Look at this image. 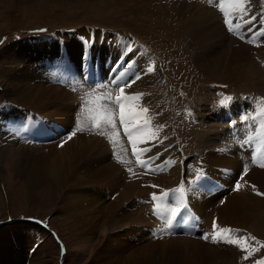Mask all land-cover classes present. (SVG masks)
<instances>
[{
  "label": "rangeland",
  "instance_id": "rangeland-1",
  "mask_svg": "<svg viewBox=\"0 0 264 264\" xmlns=\"http://www.w3.org/2000/svg\"><path fill=\"white\" fill-rule=\"evenodd\" d=\"M193 4L209 11L208 16L224 31L223 39L217 33L216 47H212L215 53L210 48L204 50L212 55L206 60L199 58L205 52L198 55V43L181 20L182 7ZM254 8L259 20L264 0H251L250 14ZM222 19L214 0H0V264H30L33 256H41L48 264H60V242L50 226L65 240L67 251L62 264H185L187 251L183 246L201 248V256L209 252L222 257L221 261L214 258L205 263L198 256V264H255L264 260V247L244 259L246 252L236 245L212 243L201 236V231L212 233L215 221L221 228L239 229L241 234L264 241V195L258 194L264 193V167L251 162L254 143L251 147L243 143L248 133L238 135L248 130L241 123V114H255L256 104L264 98V37H256L258 44L249 43L252 33L247 31L248 26L241 30L245 37L242 40L226 30ZM42 26L48 31L32 29ZM55 31L58 35L54 39L63 36L67 40L77 68L78 80L63 82L65 85L58 81L53 65L60 56L59 42L57 45L52 38L39 39L44 36L40 33ZM78 33L105 42L96 41L95 48L102 51L100 66L106 72L109 50L115 55L121 51L112 37L122 34L130 41L134 51L125 53L124 64H128L129 57L134 63L124 81L154 62V72L126 87L129 96L143 93V97L125 105L127 114L135 117L131 124L143 123L145 116L139 109H149L150 125L138 135L140 141L149 139L156 126L165 125L159 137L167 139L152 147L151 152L139 158L133 156L116 117L115 130L102 128L106 135L91 129L88 113L81 112V100L90 90L78 88L83 82L79 79L83 46L71 40ZM48 58L53 59L52 65H46ZM19 68H24L28 79L40 76L39 80L60 91L61 97L47 102L44 110L16 104L9 79L17 76ZM58 68L64 70L65 66ZM225 97L232 100L222 105ZM249 101L251 105L246 104ZM1 105L6 107L2 109ZM112 109L115 112V106ZM11 113L13 118L21 113L29 118L28 128L27 124L22 127L24 121L15 126H21V131L38 139L43 128L48 134L43 133L39 143H32L19 130L7 128L18 120L9 117ZM230 119L237 122L235 128ZM78 120L84 130L66 139ZM77 137L80 145L88 144L91 149L83 154L82 161L93 159L92 166L105 168L108 175L92 177L94 173L77 168L79 172L74 176L81 177L79 185L61 191L49 180L31 187L14 170L8 174L15 160L6 167L7 159L14 156L16 147L39 150L38 154L46 157L45 151ZM148 144L152 146V142ZM157 154L150 167L160 170L146 171L139 166L138 159ZM199 172L203 176L196 179ZM190 180L195 183L189 185ZM182 181L199 212L191 224L173 225L161 234L163 223L152 214L151 194L177 188ZM236 181L241 185L239 190H235ZM32 215L45 218L50 225ZM241 234L232 235L239 239ZM176 247L180 253L173 251Z\"/></svg>",
  "mask_w": 264,
  "mask_h": 264
},
{
  "label": "snow or ice",
  "instance_id": "snow-or-ice-1",
  "mask_svg": "<svg viewBox=\"0 0 264 264\" xmlns=\"http://www.w3.org/2000/svg\"><path fill=\"white\" fill-rule=\"evenodd\" d=\"M220 12L223 14L222 24L226 27L229 33L238 36L240 39H245L242 34V29L247 27V31L252 33V38L247 42L256 43V37H264V12L260 13V18L258 20L257 15L250 14V4L251 0H217ZM208 3H212V0H208ZM259 23L260 28L256 29V24ZM40 31H44L41 29ZM131 38H129L130 40ZM259 46V45H257ZM134 51L133 45L131 43L125 44L123 50L119 53V59L111 69L116 75L109 81L110 84L115 85L119 88V93L115 96L111 92H107L102 96H97L94 93L99 89L108 88V84H99L92 93H88L82 98L81 112H87V119L90 121L91 129L93 131L99 130L100 135H106L102 130L103 127H111L113 130L116 128L115 117L116 113L113 111L111 106L119 108V121L123 127L124 135L128 138L130 144L133 146V156L139 158L152 151V147L156 144H162L167 137L162 139L159 137V133L163 130L165 125H158L155 131L152 132L148 140L141 141L143 143L152 142L151 147L137 148L138 141L134 139L135 136L141 134L144 129L148 128L150 125V117H148L149 109L147 107H142L139 109V113L144 114L145 119L143 123L132 124L130 126V121L135 118L133 114L125 115V105L126 102L135 101L143 97V93H137L129 96L125 93V87H131L137 80L141 79L143 75L154 72L155 64L154 62L149 63V65L144 68L141 72L135 73L128 80H123V77L127 75V71L131 70L134 61L129 57L127 69L125 71H120L123 63L125 53H132ZM231 97H225L221 100V104H227L231 101ZM101 101H106L107 103H100ZM255 114L252 112L245 113L241 115V123L252 127L255 125V130L247 134V139L243 142L245 144H255L254 155L252 158L253 163L259 162L260 167H264V98H260L259 103L256 104L254 109ZM138 113V114H139ZM249 122H252L251 124ZM236 121H231V125L235 127ZM84 127L78 120L75 130L66 138L71 139L76 132L83 131ZM114 135H118V132H114ZM111 139V137H109ZM66 142V141H65ZM60 146H63L62 144ZM167 150V149H166ZM157 157L149 156L147 159H138L139 166L146 171H156L159 168H151L150 164ZM119 160V157H117ZM123 162V161H121ZM128 171L131 173L132 169L129 168ZM248 169L245 167L244 172L247 173ZM203 176L202 172H199L196 179H200ZM195 183L194 180L188 181V184ZM151 187L157 188V185H152ZM241 187L240 183L237 182L235 185V190H239ZM255 187V186H253ZM186 192L187 189L184 182L174 189L161 190L159 195L156 192L151 194V200L153 201L152 214L162 221L163 227L159 229L161 234H164L170 230L175 222L178 220H183L185 214L188 212V205L186 202ZM259 195H264V193H258ZM212 233L205 234L202 238L205 240L211 239L212 243H227L231 245H236L241 251L246 252L244 259H248L255 252L259 251L260 247H264V241L257 240L256 237L250 234H241L239 229L231 228H221L215 221L212 225ZM232 234H241L239 239L233 238ZM259 247H256V246ZM255 264H264V260L256 261Z\"/></svg>",
  "mask_w": 264,
  "mask_h": 264
},
{
  "label": "bare ground",
  "instance_id": "bare-ground-1",
  "mask_svg": "<svg viewBox=\"0 0 264 264\" xmlns=\"http://www.w3.org/2000/svg\"><path fill=\"white\" fill-rule=\"evenodd\" d=\"M214 1L216 3H218L217 0H214ZM181 5H183V4H181ZM218 9H219V7H218ZM255 10L256 9L254 8L252 14L256 15ZM208 14H210L209 11L203 10L197 4H193V5H189V6H183L181 9L180 15H181L182 23L184 24L188 33H190V35L193 37L194 41L198 43V47H199L198 55L200 52L209 51L208 48H210L211 52L215 53L216 51L213 50L212 47H214V48L216 47L217 33L218 32L221 33L222 39H223V35H224L223 29L221 30L219 27V24H216V21L213 18H211V16H208ZM106 34H107V32H106ZM51 38L55 42H57V45H58V42H59L58 39L56 40L51 36H47V37H43V38H39V39L40 40H49ZM112 38H113V42H118L119 39H121V38H117V37H112ZM112 38H110V40H112ZM73 39L77 40V42H79L81 44V46H83L82 43L79 41V39H76V37L71 38V40H73ZM193 39H192V42H193ZM122 40H125V39L122 38ZM36 41H34L33 43H35ZM208 41H211V43L208 44ZM30 42H32V41H29V43ZM125 43L127 44L128 42L125 40ZM51 45H53V44H51ZM196 49H197V46H196ZM82 51H83V49L81 50L80 55H82ZM108 53H109L111 58L112 57H114L116 59L119 58V55L117 57H115V51L109 50ZM208 53H209L208 55H207V52H205L206 55L205 54H203L202 56L199 55V58L206 60L208 57L212 56V55H210V52H208ZM105 59L106 58H104V60ZM19 61H22V60L20 59ZM201 62L203 63V61H201ZM204 63H206V62H204ZM23 69L24 68H19L17 76H16V74L11 75L10 79H9L10 81L8 80L11 83V85H13L12 86V89H13L12 93L14 95H12V96H15L17 98L16 104H19L20 106H22L23 108H26V109H30V108H33L35 106L34 108H37L39 110H44V107H45L47 102H49L51 100H55L58 97L59 98L61 97L60 91L58 92L57 90L46 86L45 83L43 84V81L39 80L40 76L32 75L28 79L26 76V71ZM5 93H6V91H5ZM9 96H10V94H9ZM104 103H106V101H104ZM76 108L79 110L78 106ZM9 117L13 118V113H11V115ZM9 117L6 119V117L4 116V120L9 121ZM22 117H26L24 113L15 114L13 119L17 120V119H21ZM116 118H117V116H116ZM30 120H32V119H30ZM227 120H229V119H227ZM19 123H20L19 121H16L15 123L13 122V127L18 125ZM25 124H27L26 128H28L29 124L27 123V121L26 122L24 121L22 123V127H24ZM20 127H18L17 129L20 130ZM7 128L12 130L11 126H9ZM232 128H235V127H232ZM245 129H246V127H245ZM248 130H250L249 127H248ZM35 133H36V136H38L40 134V131L37 130V131H35ZM244 133H247V131H245V132L242 131L238 135L240 136V135H243ZM67 142H68V140L62 144L63 146L57 145V147L55 149L45 151V154H47L46 157H41L38 154L39 150L28 151V149H26L25 147H22V145L16 147L17 149H15L16 151H15V154H13L14 156L11 155L10 159L8 156V159H7L8 164L6 165V167H8V165L10 164L12 159L15 160L14 165L13 164L11 165L12 171L10 170V172L8 174H13L15 171V173L18 176L22 177L27 182V185H29L31 187H37V186H39V184L49 180V181H52L55 184H57V186L59 187V189L61 191L65 187H68V189L73 190L74 188H76V186L79 185V184H77L78 183L77 180L80 181L81 177L76 178L74 176L75 173L79 172V171H77V168L78 169L82 168V169H80V172H84V173H88V174H89V172L94 173V174H92V177L97 176V178H99L101 175L102 176L108 175L109 171L104 170L105 168L104 169L103 168H94L92 166L93 165V159H90L89 161H82L83 160L82 159L83 154H85V152L91 151L88 144L80 145V140L78 137L76 139L69 141L68 143ZM220 142L224 143L223 141H220ZM42 156H44V155H42ZM102 171L104 173H102ZM82 181H84V180L82 179ZM70 199H68V201H71ZM183 247L186 248L185 250L187 251V252H185V254H187V256H186L187 262L185 264H198L197 257L201 256L200 252L198 250H201V248L192 249V248L187 247V246H183ZM178 250H180V248L176 247L173 249V251L180 253V252H178ZM215 256L216 255H214V254L210 255L209 252H206L201 257L203 258L202 260L205 263H209V261H212L214 258H215V260L217 259V261H219V260L221 261L222 257H220V256L215 257ZM23 260H25V257ZM175 260H176V257H175ZM5 261L9 262L7 257H5ZM178 261L179 260H177V262ZM11 264H13V263H11ZM30 264H48V263L46 260H44V258H41V256L40 257H34L33 256V258L30 261Z\"/></svg>",
  "mask_w": 264,
  "mask_h": 264
},
{
  "label": "crops",
  "instance_id": "crops-1",
  "mask_svg": "<svg viewBox=\"0 0 264 264\" xmlns=\"http://www.w3.org/2000/svg\"><path fill=\"white\" fill-rule=\"evenodd\" d=\"M121 39H122V34L119 36ZM118 45V44H117ZM120 45V47H122V45L121 44H119Z\"/></svg>",
  "mask_w": 264,
  "mask_h": 264
}]
</instances>
